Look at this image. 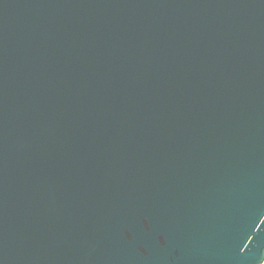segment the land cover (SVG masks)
Masks as SVG:
<instances>
[{"label":"water","instance_id":"1","mask_svg":"<svg viewBox=\"0 0 264 264\" xmlns=\"http://www.w3.org/2000/svg\"><path fill=\"white\" fill-rule=\"evenodd\" d=\"M264 0H0V264H262Z\"/></svg>","mask_w":264,"mask_h":264},{"label":"built area","instance_id":"2","mask_svg":"<svg viewBox=\"0 0 264 264\" xmlns=\"http://www.w3.org/2000/svg\"><path fill=\"white\" fill-rule=\"evenodd\" d=\"M262 264H264V261H263V263Z\"/></svg>","mask_w":264,"mask_h":264}]
</instances>
